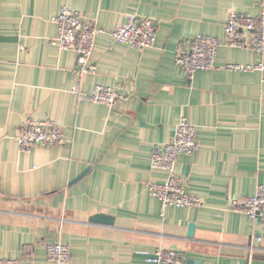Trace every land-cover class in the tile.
<instances>
[{"label": "crops", "instance_id": "obj_1", "mask_svg": "<svg viewBox=\"0 0 264 264\" xmlns=\"http://www.w3.org/2000/svg\"><path fill=\"white\" fill-rule=\"evenodd\" d=\"M62 7L103 30L95 71L80 79L75 53L52 44ZM261 11L259 0H0V260L56 264L46 246L60 242L67 264H149L158 249L183 264H264V227L229 210L264 185V73L226 68L264 65V53L225 46L223 32L229 12ZM131 16L154 21V47L137 53L110 38ZM197 36L222 46L215 69L189 79L175 57ZM78 84L86 97L102 86L126 101L94 104ZM181 118L198 146L175 171L201 206L162 209L147 185L166 174L150 160ZM26 120L55 123L66 143L21 150ZM98 215L113 224L91 223Z\"/></svg>", "mask_w": 264, "mask_h": 264}, {"label": "built area", "instance_id": "obj_2", "mask_svg": "<svg viewBox=\"0 0 264 264\" xmlns=\"http://www.w3.org/2000/svg\"><path fill=\"white\" fill-rule=\"evenodd\" d=\"M261 13L250 17L236 12H229L223 28L225 42L229 48L250 51L258 55L264 53V0H259ZM57 28L56 38L52 44L63 51L76 55L75 73L80 79L84 74L94 72L89 66L96 37L103 33L77 11L62 7L54 20ZM110 38L118 44L128 46L137 53H142L154 47L156 41V26L150 18L129 17L125 24L109 33ZM222 46L217 39L197 36L193 40L182 42L176 52L175 64L181 68L189 79L200 71L215 69V58ZM228 70L245 72L259 71L264 73V65L256 63L248 66L228 65ZM74 93L80 99L86 98L94 104L103 105L109 109L126 98L114 89L95 86L89 96H85L75 86ZM18 146L28 151L34 146L56 148L63 146L66 140L61 128L49 120H26L16 136ZM196 130L181 118L176 125L173 139L163 145L155 146L150 160L151 168L162 171L166 179L162 184H148V194L156 199L161 208H196L201 206V200L188 193L183 179L176 174L178 157H190L197 150ZM229 210L232 213L245 214L254 223L264 227V185L258 186L250 197L230 200ZM261 239H257L260 242ZM148 255L146 251L142 252ZM46 257L49 262L67 264L70 261L69 248L60 242L46 246ZM149 264H183L180 256L173 250L158 249L153 256L148 257ZM0 264H20L17 260H0Z\"/></svg>", "mask_w": 264, "mask_h": 264}, {"label": "water", "instance_id": "obj_3", "mask_svg": "<svg viewBox=\"0 0 264 264\" xmlns=\"http://www.w3.org/2000/svg\"><path fill=\"white\" fill-rule=\"evenodd\" d=\"M90 222L94 224H101V225H112L113 224L112 218L103 216V215H98V216L91 218ZM192 232H193V226L190 225L188 228V237L192 236Z\"/></svg>", "mask_w": 264, "mask_h": 264}]
</instances>
